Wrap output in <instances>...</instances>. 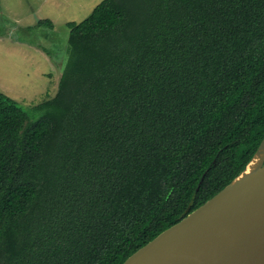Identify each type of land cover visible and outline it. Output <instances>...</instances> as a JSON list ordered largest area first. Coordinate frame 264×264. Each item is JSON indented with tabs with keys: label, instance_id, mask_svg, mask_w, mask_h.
I'll return each mask as SVG.
<instances>
[{
	"label": "trees",
	"instance_id": "1",
	"mask_svg": "<svg viewBox=\"0 0 264 264\" xmlns=\"http://www.w3.org/2000/svg\"><path fill=\"white\" fill-rule=\"evenodd\" d=\"M67 27L54 98L0 92V264H123L264 139V0H103Z\"/></svg>",
	"mask_w": 264,
	"mask_h": 264
},
{
	"label": "water",
	"instance_id": "2",
	"mask_svg": "<svg viewBox=\"0 0 264 264\" xmlns=\"http://www.w3.org/2000/svg\"><path fill=\"white\" fill-rule=\"evenodd\" d=\"M123 264H264V139L240 176Z\"/></svg>",
	"mask_w": 264,
	"mask_h": 264
},
{
	"label": "rangeland",
	"instance_id": "3",
	"mask_svg": "<svg viewBox=\"0 0 264 264\" xmlns=\"http://www.w3.org/2000/svg\"><path fill=\"white\" fill-rule=\"evenodd\" d=\"M103 0H1L0 92L25 107L54 98L66 62L70 22ZM51 20L54 28L37 27Z\"/></svg>",
	"mask_w": 264,
	"mask_h": 264
},
{
	"label": "bare ground",
	"instance_id": "4",
	"mask_svg": "<svg viewBox=\"0 0 264 264\" xmlns=\"http://www.w3.org/2000/svg\"><path fill=\"white\" fill-rule=\"evenodd\" d=\"M259 159H260V156H256L255 157V159L251 162V164L247 168V172L246 173H249V172L255 170L258 167Z\"/></svg>",
	"mask_w": 264,
	"mask_h": 264
}]
</instances>
